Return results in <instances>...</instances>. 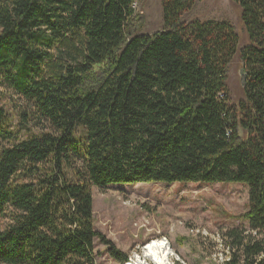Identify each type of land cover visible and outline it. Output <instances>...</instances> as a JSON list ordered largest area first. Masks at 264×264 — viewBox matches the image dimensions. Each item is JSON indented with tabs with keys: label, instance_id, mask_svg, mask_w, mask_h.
Masks as SVG:
<instances>
[{
	"label": "trees",
	"instance_id": "trees-1",
	"mask_svg": "<svg viewBox=\"0 0 264 264\" xmlns=\"http://www.w3.org/2000/svg\"><path fill=\"white\" fill-rule=\"evenodd\" d=\"M135 1L0 0V90L26 104L22 128L0 106V264H96L98 241L127 263L93 187L188 182L247 185L223 264H264V0H231L243 46L229 21L183 20L201 0H162L152 34Z\"/></svg>",
	"mask_w": 264,
	"mask_h": 264
},
{
	"label": "rangeland",
	"instance_id": "rangeland-1",
	"mask_svg": "<svg viewBox=\"0 0 264 264\" xmlns=\"http://www.w3.org/2000/svg\"><path fill=\"white\" fill-rule=\"evenodd\" d=\"M134 8L146 17L143 32L152 34L163 28L162 0H136ZM240 17L239 6L231 0H201L183 15V20L229 21L243 46L248 37ZM240 76L236 55L228 78L233 102L243 98ZM25 105L19 95L0 90V106L8 112L12 127L22 128L19 111ZM22 134L26 137L28 132ZM92 191L95 227L127 253L129 261L138 254L143 264H155L144 256L145 247L154 239H164L163 251H169L166 264L177 260L183 264H223L229 256L223 235L233 227H247V223L234 218L248 209V187L241 183H132L93 187ZM96 264L120 263L98 241Z\"/></svg>",
	"mask_w": 264,
	"mask_h": 264
},
{
	"label": "bare ground",
	"instance_id": "bare-ground-1",
	"mask_svg": "<svg viewBox=\"0 0 264 264\" xmlns=\"http://www.w3.org/2000/svg\"><path fill=\"white\" fill-rule=\"evenodd\" d=\"M165 240L163 239H154L147 247H145L146 258L151 259L155 264H166L168 260L169 251L164 249L163 245ZM144 260L136 254L127 264H143Z\"/></svg>",
	"mask_w": 264,
	"mask_h": 264
},
{
	"label": "water",
	"instance_id": "water-1",
	"mask_svg": "<svg viewBox=\"0 0 264 264\" xmlns=\"http://www.w3.org/2000/svg\"><path fill=\"white\" fill-rule=\"evenodd\" d=\"M241 73H243V69H241Z\"/></svg>",
	"mask_w": 264,
	"mask_h": 264
}]
</instances>
